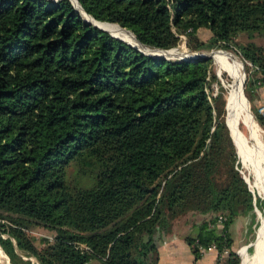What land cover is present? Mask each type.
<instances>
[{"label": "trees", "instance_id": "1", "mask_svg": "<svg viewBox=\"0 0 264 264\" xmlns=\"http://www.w3.org/2000/svg\"><path fill=\"white\" fill-rule=\"evenodd\" d=\"M78 2L149 46L184 35L191 50L236 47L264 128L254 107L264 44L253 40L264 37V0ZM210 64L144 53L70 0H0V250L10 262L157 264L163 234L195 212L208 217L185 235L194 254L213 242L228 248L217 264H241L229 225L248 214L257 223L264 200L241 172L225 89H208ZM218 213L222 228L209 225ZM34 225L54 232L42 247L27 232Z\"/></svg>", "mask_w": 264, "mask_h": 264}, {"label": "rangeland", "instance_id": "2", "mask_svg": "<svg viewBox=\"0 0 264 264\" xmlns=\"http://www.w3.org/2000/svg\"><path fill=\"white\" fill-rule=\"evenodd\" d=\"M210 32L207 29H201L198 31V36L205 40L209 37ZM125 40L130 41L131 43H134L136 41H132V39H128L122 35H117ZM248 39L246 38V34L242 33L241 37L238 38V41L241 42H246ZM253 40H255L257 43H261L264 44V37L263 36H259L257 35L256 37L253 38ZM179 48L177 50H184V52H189V53H209L212 52V54L223 51L226 52L228 54H230L231 56H233L234 58H236L242 67V72H243V76H244V82H243V93H244V97H245V105L247 108V111L249 112V114L251 115V118L254 122V124L257 126L258 130H259V135H260V140H257V138L251 134L249 132V130L246 128V126L240 121V128L242 129L243 132V136H244V141L246 143V145L252 150L254 151V153L260 158V160H262L263 164H264V151L261 149V147H263L264 145V128L262 126H260V124L256 121L253 111H252V103L250 102L248 96L245 93L244 90V83L248 74V64L246 63V61L243 59V57L241 56L240 52L237 50L236 47L231 46L229 48H222V47H213L210 49H200V50H191L190 48H188V46L186 45V37L184 35H181V40L180 42L174 46V48ZM173 48V47H170ZM183 52V51H182ZM211 74H210V84L208 89L209 90H213L214 93H216L217 91L220 90V86H223V88L225 89L224 92V97H225V103H224V108H225V118L227 121H229V106H230V95H231V91H232V86L235 82L234 79H236V77H234L235 75L233 74V72L230 71V69H228L227 65L224 62L218 61L216 58H214V56H211ZM230 66L234 67L233 64L231 63ZM264 84V82H263ZM262 84V86H263ZM255 106L254 107H258L260 104V102H258V100L255 99L254 101ZM250 109V110H249ZM229 124V123H228ZM230 127V126H229ZM231 132V130H230ZM236 143V142H235ZM237 146V144H236ZM238 149V147H237ZM238 157H239V161L241 163V172L243 174V176L245 177L250 189L254 192L255 195H257L261 200H264V196L262 195V193L259 191L258 189V184H259V178H258V174L257 172L253 169L252 165L250 164V162L244 158V155H241L239 149H238ZM255 172V173H254ZM256 174V175H255ZM257 176V177H256ZM255 211H256V220L257 223H251L249 225H246V242H243V244L241 245H247L248 243L251 244L247 250V257H246V264H253V258L254 255L256 253L258 244L260 242V237L262 235H264V220L262 219V214H264V208L263 210L260 208L259 205H256L255 207ZM259 213H261V217L259 216ZM201 213H195V212H186L183 214L178 215L175 219L174 222H176L175 224H177L176 226H180V225H184L185 226H190L192 224V222H197L200 221L201 217ZM174 225V224H173ZM28 234H30L33 238H34V242L38 247H42L43 243L40 241V238L42 237H48L51 238L52 235L54 234V232L52 230H48L45 229L42 226L39 225H34L31 226L29 229H27ZM261 234V235H260ZM249 248H251L252 250H249ZM0 257L3 258L5 261H8L9 264H12L10 262V260L4 255V253L2 252V250H0ZM25 258H30L31 262L34 263L36 262V259L32 256H24ZM241 259V257H240Z\"/></svg>", "mask_w": 264, "mask_h": 264}, {"label": "bare ground", "instance_id": "3", "mask_svg": "<svg viewBox=\"0 0 264 264\" xmlns=\"http://www.w3.org/2000/svg\"><path fill=\"white\" fill-rule=\"evenodd\" d=\"M74 4L80 8L79 3L77 0H73ZM81 11L83 12L84 17H86L88 20H91L92 23H95L99 26H102L106 29H108L111 33L114 35H122L128 39H132V41H136L135 44L140 47L143 51L151 54H158V53H153L152 51H157L154 49H151L147 46H143L137 42L134 34L130 30H124L126 28H121L118 25H113L109 23H102L98 21L92 20L89 15L85 13V11L80 8ZM119 37V36H118ZM121 38V37H120ZM128 41V40H126ZM130 42V41H129ZM179 48H173L168 51H162L159 53H165L166 55L172 56V57H177L179 55H184V54H190L189 52H185L184 50H177ZM183 51V52H182ZM214 58H216L218 61L224 62L228 69H230L231 72L235 75L236 77L235 82L232 86V91H231V97H230V106H229V128L231 130V134L233 136L234 141L237 144V147L241 153V155H244L250 164L252 165L253 169L257 172L258 178H259V184H258V189L264 196V164L262 160L252 151L245 143L244 141V136L242 129L240 128V121L246 126V128L249 130L251 134H253L257 140H260V135H259V130L257 126L254 124L251 115L247 111L246 105H245V97L244 93L242 91V79H243V72H242V67L240 62L231 56L230 54L220 51L217 53L213 54ZM233 64L234 67L230 66V64ZM261 149L264 151V145L261 147ZM255 173V172H254ZM256 175V174H255ZM257 177V176H256ZM259 216L261 217V213H259ZM262 219L264 220V214H262ZM261 235V234H260ZM0 264H9L8 261H5L3 258L0 257ZM253 264H264V235L260 237V242L258 244L256 253L253 258Z\"/></svg>", "mask_w": 264, "mask_h": 264}, {"label": "crops", "instance_id": "4", "mask_svg": "<svg viewBox=\"0 0 264 264\" xmlns=\"http://www.w3.org/2000/svg\"><path fill=\"white\" fill-rule=\"evenodd\" d=\"M256 91L258 95L254 98V101L256 99L261 104L264 102V84L263 86L260 85ZM201 215L202 218L200 220L208 217L207 214ZM248 215H238L229 225L228 231L232 239L231 248L233 250H236L239 245L247 240L245 226L251 223V216ZM198 222L200 221L192 222L190 226H185V224L176 226L177 224L174 222L172 230L163 234L158 243L157 264H217V260H219L217 250H210L196 256L185 239L186 234L196 233L194 228L197 227L196 224ZM248 245L250 246L251 244ZM248 245L242 246L240 250L241 264H246Z\"/></svg>", "mask_w": 264, "mask_h": 264}, {"label": "water", "instance_id": "5", "mask_svg": "<svg viewBox=\"0 0 264 264\" xmlns=\"http://www.w3.org/2000/svg\"><path fill=\"white\" fill-rule=\"evenodd\" d=\"M71 2H72V4L74 5V7H75V9L77 10V11H79V13L81 14V17L87 22V23H90V24H92V25H94V26H96V27H99V28H101V29H103V30H106V31H108L111 35H113V36H115V37H117V38H120V37H118V36H116V35H114L113 33H111L108 29H106V28H104V27H102V26H99V25H97V24H95V23H92L91 22V20H88L86 17H84V15H83V12L81 11V9L80 8H82V6L80 5V3H79V6H80V8L79 7H77L75 4H74V2H73V0H70ZM78 1V0H77ZM82 10L83 11H85L83 8H82ZM86 12V11H85ZM87 13V12H86ZM89 14V13H88ZM90 15V14H89ZM93 17V16H92ZM94 18V17H93ZM125 28V27H124ZM128 30H130V29H128ZM131 31V30H130ZM132 32V31H131ZM133 33V32H132ZM134 34V33H133ZM134 36H135V34H134ZM135 38H136V40H137V42H139V44H141V45H143V46H147V47H149V48H151V49H156V50H162V51H168V50H170V49H173V48H158V47H155V46H149V45H146V44H143V43H141L138 39H137V37L135 36ZM120 39H122V40H125V39H123V38H120ZM126 41V40H125ZM128 43H130L131 45H133V46H135V47H137L139 50H141L142 52H144V53H147V52H145V51H143L140 47H138L137 45H135V44H133V43H131V42H129V41H127ZM176 48V47H175ZM185 53V52H184ZM147 54H150V55H155V56H160V57H165V58H180V59H185V60H195V59H204V58H210L211 56H213V54H212V52H209V53H190V54H182V55H179V56H177V57H172V56H169V55H166L165 53H158V54H151V53H147ZM243 82H244V76H243V79H242V91H243ZM250 110V109H249ZM251 115H252V113H251ZM225 121H226V118H225ZM226 124L228 125V123H227V121H226ZM228 127H229V125H228ZM229 130H230V128H229ZM231 133V132H230ZM231 136H232V134H231ZM232 139H233V136H232ZM233 141H234V139H233ZM234 143H235V141H234ZM235 145H236V143H235ZM236 148H237V146H236ZM237 153L239 154V152H238V149H237ZM245 178V177H244ZM246 180V179H245ZM247 182V181H246ZM251 190V189H250ZM252 191V190H251ZM253 192V191H252ZM254 193V192H253ZM256 212V211H255ZM249 244V243H248ZM247 244V245H248ZM2 248V247H1ZM2 250H3V248H2ZM4 251V250H3ZM5 252V251H4ZM6 254V253H5ZM7 255V254H6ZM7 257H8V255H7ZM8 259H9V257H8ZM240 264V263H239Z\"/></svg>", "mask_w": 264, "mask_h": 264}, {"label": "built area", "instance_id": "6", "mask_svg": "<svg viewBox=\"0 0 264 264\" xmlns=\"http://www.w3.org/2000/svg\"><path fill=\"white\" fill-rule=\"evenodd\" d=\"M208 98L211 100V96L209 94H208ZM258 111L261 112L262 114H264V102L258 106ZM216 216L217 217L215 218V220L212 223H209V225L210 226L217 225L218 228H222L223 227V221L225 220L226 217L222 213H218ZM242 246L243 245H239L235 250L239 257H241L240 250H241ZM197 247H198V251L201 254L204 252L210 251V250H217V254H218L219 259L223 258L228 253L227 247H224L221 251H218L215 243H213V242L209 243L208 245L198 244Z\"/></svg>", "mask_w": 264, "mask_h": 264}]
</instances>
